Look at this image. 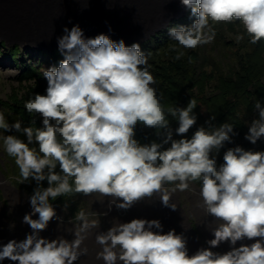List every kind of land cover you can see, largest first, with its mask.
Segmentation results:
<instances>
[{
	"label": "clouds",
	"instance_id": "1",
	"mask_svg": "<svg viewBox=\"0 0 264 264\" xmlns=\"http://www.w3.org/2000/svg\"><path fill=\"white\" fill-rule=\"evenodd\" d=\"M180 2L195 20L191 26L169 28L177 42L171 47L174 60L185 55L182 49L212 43L217 23L239 21L244 31L236 35L237 43L246 37L253 45L264 41V0ZM63 32L57 42L64 58L42 73L46 94H34L24 103L28 114L42 118V127H22L20 120L10 124L0 111V148L19 169L18 182L34 180L37 185L29 198L31 212L23 217L32 231L23 240L0 245V261L76 264L88 254L82 245L100 221L83 210L75 215L79 223L68 230L72 240L40 235L53 219L62 221L52 203L60 197L98 193L109 198V209L114 205L125 211L158 197L175 210L171 195L193 191L191 184L199 182L197 206L215 224L208 227L213 237L206 241L208 247L189 255L183 233L164 232L159 219L134 218L95 234L101 248L96 259L103 264H264V151L229 147L218 163L220 150L238 135L234 125L214 126L211 116L207 126L187 138L197 124L196 101L165 108L149 70L150 53L145 55L138 43L126 46L123 39L114 41L105 34L86 38L79 25ZM3 73L16 75L14 70ZM253 107L257 118L244 139L255 145L264 138V104L256 100ZM169 116L178 123L175 134L183 138L173 139ZM138 125L154 129L161 141L140 144L135 139ZM13 130L26 135L27 143L4 134ZM34 142L38 148L30 147ZM45 180L47 187L41 185ZM245 240L254 242L237 247ZM223 243L230 250H212Z\"/></svg>",
	"mask_w": 264,
	"mask_h": 264
},
{
	"label": "rangeland",
	"instance_id": "2",
	"mask_svg": "<svg viewBox=\"0 0 264 264\" xmlns=\"http://www.w3.org/2000/svg\"><path fill=\"white\" fill-rule=\"evenodd\" d=\"M92 1L94 0H27L23 8L1 2L0 111L4 112L10 124L14 111L18 109L20 120L24 121L29 116L35 121L28 123V127H41L42 118L28 114L24 103L34 94H46L47 79L42 73L50 67H58L64 58L62 55L59 56L60 59H53L47 54L51 50H59L57 40L64 35L65 27L70 30L74 25H79L86 38L105 34L114 41L123 39L126 46L138 43L142 45L141 51L145 54L147 41L166 29L171 21L183 17L187 10L180 0H105L107 6L102 4L103 8L91 9L98 5ZM213 27L216 36L212 43L196 49H182L185 55L189 54L187 61L173 59L176 53L171 47L176 43H165L160 52L155 48V54H150L149 70L156 79L154 87L165 108L185 107L190 99H195L194 113L197 115L198 127L201 124L206 126L205 122L214 115L216 109L241 110L239 118L243 122V128L234 129L238 135L233 137V143H226L220 150L217 161L222 163V156L227 148L237 145L244 148L242 143H245L244 137L249 124L252 119L257 118L253 105L256 100L264 104V41L253 45L246 37L237 43L236 35L244 31L239 21H233L232 24L217 23ZM169 68L180 72L175 79L177 82L174 80L175 86H169L164 80L163 75H168L171 71ZM8 70H14L16 75L6 76L3 72ZM173 95L178 97L177 104L171 101ZM137 128L141 136H135V139L140 144L150 143L151 130L144 129L142 125ZM15 133L13 130L4 134ZM156 137L158 138L157 135ZM160 141L158 138V142ZM256 144L264 151V138ZM168 146L170 145H165ZM12 162L14 160L0 148V245L11 239L23 240L32 231L29 225L23 223V217L31 212L29 198L35 188L32 186L35 181L20 184L19 170L16 165L14 168ZM166 187L171 188L173 185ZM191 188L193 191H177L171 195V202L177 206L175 210L164 207L158 197L151 201L143 200L127 211L118 210L114 205L109 209V198L98 193L60 197L50 202L62 221L53 219L40 235L50 240L60 236L72 240L74 235L68 230L79 223L75 220V215L83 210L89 214V219L100 221V228L91 230L82 245L88 248V254L81 256L76 264H103L102 260L96 259L101 248L95 243V234L107 231L113 223L130 222L134 218L159 219L164 225H172L173 229L175 224L181 226L182 223L181 228L185 230L181 233L187 237L188 242L194 244L196 252L201 247H208L206 241L213 238L208 227H215V224L210 223L213 218L206 216L197 206L200 202L199 182L192 183ZM37 218L38 214L33 216V219ZM252 242L254 241L238 242L237 247L240 243ZM212 250L223 253L230 250V245L223 243ZM0 264L14 262L5 259Z\"/></svg>",
	"mask_w": 264,
	"mask_h": 264
},
{
	"label": "trees",
	"instance_id": "3",
	"mask_svg": "<svg viewBox=\"0 0 264 264\" xmlns=\"http://www.w3.org/2000/svg\"><path fill=\"white\" fill-rule=\"evenodd\" d=\"M194 20H195V17L191 16L190 10L187 9L186 13H185V15L183 17L171 21L168 24L166 29L156 33L151 39H149V41H147V43H146L147 47L144 50L145 52L147 51V53H145V55H147L148 53L155 54V52H156L155 48L158 49L157 52L158 51L160 52L163 49V47H165L164 46L165 43H166V45L168 43H176L177 44L176 41L171 40V37L169 35V31H168L169 28L175 27V26H181V25H183V26H191V24L194 22ZM220 24H225V23H220ZM230 24H232V23H230ZM140 47L142 48V45ZM48 55L51 56V58H53V59L54 58L60 59V57L62 56L61 52L59 50H56V49L51 50V52L48 53L47 56ZM188 55H184L181 59L187 61L188 60ZM149 58H150V55L148 56V63H150V59ZM159 68H161V67H159ZM169 69H171V71L168 72L169 74L168 75H163L164 80L167 82V84H169V86H171V85L175 86L174 80L177 79V76L179 75L180 72L176 71L175 69H172V68H169ZM233 74H234V72L232 73V75ZM186 75H187V73L185 74V76ZM171 101L175 102L177 104L178 103V97L173 95V97L171 98ZM16 110L17 111H14V118H12L13 121L11 120L12 123H15L16 120H20L19 118H21L20 117V111L18 109H16ZM243 111L246 112V110H243ZM245 114H247V113H245ZM240 115H241V110H238V109H216L215 112H214V115H213L215 117V120L211 121V123L214 126H219L221 123L227 122V123L233 124L235 130H241V128H243V122L239 118ZM168 119L170 120V126L173 129V138L174 139L183 138V137H179V136H177L175 134V128L177 127L178 123L175 120H173L172 117H168ZM28 120H29V122H28ZM20 121L22 122V127H28V123L32 124V119L29 116L26 117V120H24V121L20 120ZM202 125L203 124H201L200 126H202ZM41 127H42V124H41ZM197 127H198V124H196L192 129L189 130V133L187 134V138H189V135L192 134L196 130ZM143 128L145 129V127H143ZM147 129H149V128H147ZM149 130H151V132H152V134L150 136V139H151L150 143L152 141L158 142V138L162 139L161 137H158V138L156 137V133H153V129H149ZM15 135L18 136L20 139L24 140L27 143V137L23 133L16 132ZM138 136L139 137L141 136V132H140V130L138 128H136V137H138ZM244 141H245V143H242V144H243L245 150L251 149V150H254V151H257V150L262 151L261 147L258 144L253 145V144H251L249 141H247L245 139H244ZM30 147H37L38 148V144H36L34 142L32 145H30ZM222 158H223V156H222ZM13 164H14V168H15V163H13ZM17 170H19V169L17 168ZM57 170H59V168H57ZM41 185L43 187H47L48 186L47 185V181L45 180V181L41 182ZM32 186L37 187L36 182H34V185H32ZM32 189H33V187H32Z\"/></svg>",
	"mask_w": 264,
	"mask_h": 264
},
{
	"label": "bare ground",
	"instance_id": "4",
	"mask_svg": "<svg viewBox=\"0 0 264 264\" xmlns=\"http://www.w3.org/2000/svg\"><path fill=\"white\" fill-rule=\"evenodd\" d=\"M89 1H91V0H89ZM1 2H6V4H8V5H9V3L12 4V5H19L21 8H23L24 5L27 4L26 3L27 0H0V4H1ZM92 2L97 3L98 5L96 7H92L91 9H94V8H103V5L107 6V3H105V0H94ZM112 8H114V7H112Z\"/></svg>",
	"mask_w": 264,
	"mask_h": 264
},
{
	"label": "crops",
	"instance_id": "5",
	"mask_svg": "<svg viewBox=\"0 0 264 264\" xmlns=\"http://www.w3.org/2000/svg\"><path fill=\"white\" fill-rule=\"evenodd\" d=\"M162 223V222H161ZM165 224V223H164ZM163 223H162V225H163V229H164V232H167V231H169V230H171V229H173L172 228V225H164ZM182 227V223H181V226H178V224H175V230L177 231V232H184V230H185V228H181ZM176 232V233H177ZM177 234H179V233H177ZM187 247H188V251H189V255H192V254H194L195 253V247H194V244L192 243V242H188L187 243Z\"/></svg>",
	"mask_w": 264,
	"mask_h": 264
}]
</instances>
